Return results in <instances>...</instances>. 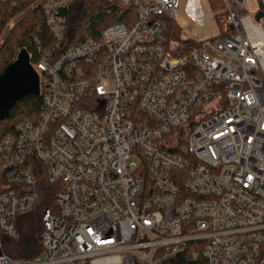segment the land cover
Returning <instances> with one entry per match:
<instances>
[{
	"label": "built area",
	"instance_id": "built-area-1",
	"mask_svg": "<svg viewBox=\"0 0 264 264\" xmlns=\"http://www.w3.org/2000/svg\"><path fill=\"white\" fill-rule=\"evenodd\" d=\"M218 1L220 34L185 52L165 35L182 0H112L125 22L67 49L77 0L32 6L55 46L30 61L39 117L0 138V264H264V1ZM38 175L56 209L13 259Z\"/></svg>",
	"mask_w": 264,
	"mask_h": 264
},
{
	"label": "trees",
	"instance_id": "trees-1",
	"mask_svg": "<svg viewBox=\"0 0 264 264\" xmlns=\"http://www.w3.org/2000/svg\"><path fill=\"white\" fill-rule=\"evenodd\" d=\"M112 0H77L67 13V32L63 49L81 44L89 38L99 36L100 32L116 22H125V18L111 11ZM37 0H16L15 4H1L2 24L0 26V75L11 65L17 54L26 50L35 64L39 56V47L52 48L55 42L49 36L45 17L40 7L32 8ZM211 5L222 7L218 0H210ZM11 24L13 26L11 27ZM165 35L169 43L180 46L185 52L193 42L182 38V29L175 19L166 22ZM2 42V43H1ZM42 97L29 95L20 99L0 123V138L13 132L18 122L25 118L36 120L41 112ZM40 199L36 207L27 214L18 216L16 239L4 238V253L13 259L32 260L41 252L42 215L46 209H56L55 197L58 188L49 185L44 176L38 175ZM170 264H185V259L173 260Z\"/></svg>",
	"mask_w": 264,
	"mask_h": 264
},
{
	"label": "water",
	"instance_id": "water-1",
	"mask_svg": "<svg viewBox=\"0 0 264 264\" xmlns=\"http://www.w3.org/2000/svg\"><path fill=\"white\" fill-rule=\"evenodd\" d=\"M259 7L264 9L262 3ZM261 16L259 14L257 19ZM39 93V77L30 64L27 51L22 50L0 75V123L8 117L20 99L29 95L39 96Z\"/></svg>",
	"mask_w": 264,
	"mask_h": 264
},
{
	"label": "rangeland",
	"instance_id": "rangeland-1",
	"mask_svg": "<svg viewBox=\"0 0 264 264\" xmlns=\"http://www.w3.org/2000/svg\"><path fill=\"white\" fill-rule=\"evenodd\" d=\"M258 4L257 0H247L248 12L253 13ZM220 9L217 5L212 6L210 0H182L181 9L175 18L182 29V38L204 41L217 37L220 29L215 14ZM131 162H138V159L132 158Z\"/></svg>",
	"mask_w": 264,
	"mask_h": 264
}]
</instances>
